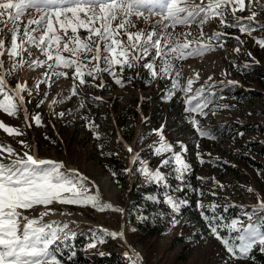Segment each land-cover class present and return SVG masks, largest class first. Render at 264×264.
<instances>
[{"label": "snow or ice", "instance_id": "1", "mask_svg": "<svg viewBox=\"0 0 264 264\" xmlns=\"http://www.w3.org/2000/svg\"><path fill=\"white\" fill-rule=\"evenodd\" d=\"M245 12H248L247 16L239 15ZM261 13H264V0H0V113L18 121L12 125L0 120V264H64L58 245L66 244L76 233L69 221L45 219L55 212L51 207L54 204L90 207L101 213L112 211L123 215L125 212L111 199V180L100 186L98 181H91L78 169H69L63 161L40 157L36 147L21 138L26 135V128L43 126L42 115L30 113L26 106L31 102L33 89L39 90L41 85L51 88L61 78H70L68 94L54 97L49 103L52 108L79 96L81 88H105L104 74L123 88L140 76L136 71L134 76L125 78L126 70L142 68L150 80H169L170 87L164 99L171 100L177 93L182 94L183 111L198 138L215 140L214 130L203 125L202 120L230 106L215 103L212 76L200 82L199 72H194L182 79L181 71L175 69L174 64L224 47L222 38L228 33L205 32L206 25L218 21L222 27L238 29L239 33L252 36L255 31L264 29V20L258 19ZM141 22L144 27H140ZM192 26L199 29L197 38H189L191 31L177 30ZM233 38L243 44L239 36ZM255 42L264 48V38ZM33 49L38 55L34 56ZM233 51L239 53L241 48L236 47ZM248 56H251L250 52ZM242 67L246 70L252 64L245 63ZM36 69H44L40 73L42 79L31 86L26 80H17L10 86V79L20 72ZM197 82H200L199 87H194ZM220 83L239 84L235 80ZM47 96L45 91L43 97L46 99ZM45 99H41L36 107L39 108ZM92 99L100 101L102 97ZM79 106L85 107V98H80ZM54 114L65 115L64 112ZM81 118L86 120L93 137L100 140L99 125L86 116ZM165 128L162 123L150 130V134L157 137L148 145L152 155L159 158L157 166L153 169L133 146L125 144L130 164L138 163L139 167H128L123 172L135 171L144 178L146 185L154 184L163 190L162 203L174 213L171 225L175 227L179 224L177 217L189 201L169 194L168 190L182 192L184 186H188L185 177L190 173L191 165L185 157L188 151L185 143L177 141L179 151L175 150L166 138ZM144 135L140 134L139 138L143 139ZM9 138L20 147H14ZM98 146L102 148L103 144ZM196 147L199 148V144ZM197 157L200 163L205 162L199 153ZM173 173L180 182L174 188L168 183V177ZM115 175L113 171L112 176ZM213 182L223 190V184L214 178ZM195 191L200 197L205 195L202 190ZM246 191L255 193L256 203L250 208L241 205L240 212L232 218L223 213L236 207L235 204L196 202L210 235L226 253L224 264H244L246 261L254 264L253 252L258 250L264 254V196L252 187ZM210 194L217 195L216 191ZM145 199L161 203L155 195ZM37 207L44 211L38 215L30 214ZM137 219L147 221L149 217L141 214ZM106 238L126 242L123 225L119 231L103 227L95 229L87 247L103 244ZM75 256L76 252L70 249L67 259L71 261ZM125 256L129 264H141L139 252L133 250L131 255L126 252Z\"/></svg>", "mask_w": 264, "mask_h": 264}, {"label": "rangeland", "instance_id": "2", "mask_svg": "<svg viewBox=\"0 0 264 264\" xmlns=\"http://www.w3.org/2000/svg\"><path fill=\"white\" fill-rule=\"evenodd\" d=\"M239 15L247 16L248 12ZM258 19L264 20V13ZM144 26L141 22L140 27ZM177 30L191 31L190 39L199 36L196 26ZM204 31L228 33V36L222 38L224 47H217L200 57L177 61L174 68L181 71L182 79L192 76L194 72H199L200 82L212 76L215 82V103L230 106L227 109L221 108L216 115L210 114L202 120L203 125L214 130L215 140L198 138L183 111L182 94L177 93L171 100L164 99L170 87L169 80H150L142 68L128 70V73L139 71L140 76L130 84L126 83L123 88L104 74L105 88H81L79 96L52 108L49 103L54 97L68 94L71 79L61 78L51 88L41 85L39 90L33 89L31 102L26 106L30 113L39 112L42 115L43 126L26 128V135L21 138L33 144L40 157L63 161L69 169H78L91 181H98L100 186L107 185L101 179L111 175L109 177L116 186L112 201L125 210L121 215L112 211L97 212L90 207L52 205L55 212L47 216L46 220L60 213H69L67 216L79 222L70 226L76 236L66 244L58 245L64 264H102L109 260L106 257L110 254H114L115 261H120L117 264H129L125 253L131 255L133 250L141 254V264H224L226 253L207 230L196 202L200 200L204 204H235L236 207L229 209L227 213H223V208L220 209L223 215L232 218L240 212L241 205L250 208L256 203V195L248 193V187L264 196V48L255 42L256 39L264 38V29L248 36L239 33L238 29L225 28L214 21L206 25ZM81 34L86 35L83 32ZM235 36L240 37L242 45L233 38ZM236 47L241 48L239 53L233 51ZM249 52L251 56H248ZM33 53L34 56L38 55L35 49ZM159 63L157 60L158 65ZM245 63L252 64V67L243 69ZM43 71L44 69H36L20 72L10 79V86H14L17 80H26L31 86L34 81L43 78L40 75ZM226 80H235L239 84L232 86L220 83ZM200 82L194 87H199ZM45 91L48 92L46 99L43 97ZM97 96L102 97V100L92 99ZM81 97L85 98L84 108L79 106ZM41 99H45V102L37 108ZM118 110L126 111L133 122L135 135L128 141L121 136L117 124ZM58 112H64L65 115L58 117L54 114ZM85 116L99 125L97 130L101 135L100 140L93 137L92 131L86 126V120L81 118ZM0 120L12 125L18 123L3 113H0ZM162 123L166 125V138L173 143L175 150L179 151L177 141L185 143L188 148L185 157L191 165V171L185 177L188 186H184L182 192H172L171 188L168 190L169 194L189 201L177 217L179 224L175 227L171 225L174 213L162 203L163 190L154 184L146 185L144 178L135 171L130 174L122 172L128 167H139L138 163L130 164V154L126 151L125 144L133 146L142 159L149 161L153 169L157 166L159 158L152 155L148 145L157 140L155 135L150 134V130L158 128ZM146 132L148 135L143 139L137 138V135ZM9 141L14 147H20L12 138ZM100 144H103L102 148L98 146ZM197 144L199 148L196 147ZM197 153L204 163H200ZM113 171L115 176H112ZM163 171L168 172L169 169ZM174 175L173 173L168 177V183L173 188L180 183ZM198 177L204 179H197ZM213 178L224 185L223 190L214 184ZM141 188L146 191L138 197L136 193ZM195 190H202L205 195L200 197ZM211 191H216L217 195L211 196ZM149 195L157 196L161 203L146 200L145 197ZM41 211L44 209L37 207L30 214L38 215ZM141 214L149 219L138 220L137 217ZM121 225L125 230L126 242L106 238L103 244L94 248L87 247L95 229L103 227L109 231H119ZM152 227L158 232H150ZM70 249L76 252L71 261L67 259ZM244 264L250 262L246 261Z\"/></svg>", "mask_w": 264, "mask_h": 264}, {"label": "trees", "instance_id": "3", "mask_svg": "<svg viewBox=\"0 0 264 264\" xmlns=\"http://www.w3.org/2000/svg\"><path fill=\"white\" fill-rule=\"evenodd\" d=\"M134 75H135L134 72L128 73V70H126V72H125V78H127L129 76H134ZM131 113H132V115H134V112H131ZM117 117H118L117 118V124L120 127L121 136L127 141L132 139L135 135V132L133 129V122L130 119V115L127 114V112L124 110H121V111L118 110ZM142 134H145L144 136H146V135H148V132L142 133ZM139 137H140V135H137V138H139ZM263 182H264V175H263ZM145 191H146L145 188H141L140 191L136 193V196L143 195L142 193H144ZM154 229H156V228L152 227L150 232H153V233L158 232L157 230H154ZM207 230H208V228H207ZM253 255L256 258L254 264H264V254H261L258 250H256L253 252ZM106 258H108L109 260L102 263V264H117V262H120L118 260H116V261L114 260V258H115L114 254L108 255V257H106ZM250 264H251V262H250Z\"/></svg>", "mask_w": 264, "mask_h": 264}, {"label": "bare ground", "instance_id": "4", "mask_svg": "<svg viewBox=\"0 0 264 264\" xmlns=\"http://www.w3.org/2000/svg\"><path fill=\"white\" fill-rule=\"evenodd\" d=\"M111 180L109 176H105L101 179L102 182H107ZM112 182V193L113 192H116V186L114 185L113 181L111 180ZM112 193L110 194L111 195V199L113 198L112 196ZM114 202V201H113ZM49 220H60V221H69L70 222V226H72V224H76V223H79L77 220H73L72 218H70L69 216L67 215H55L53 217H51Z\"/></svg>", "mask_w": 264, "mask_h": 264}, {"label": "water", "instance_id": "5", "mask_svg": "<svg viewBox=\"0 0 264 264\" xmlns=\"http://www.w3.org/2000/svg\"><path fill=\"white\" fill-rule=\"evenodd\" d=\"M111 177V175H109Z\"/></svg>", "mask_w": 264, "mask_h": 264}]
</instances>
